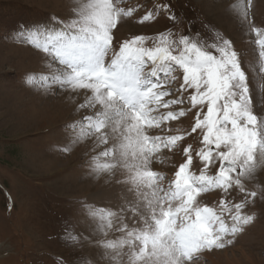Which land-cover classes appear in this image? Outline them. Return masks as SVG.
<instances>
[{
    "label": "snow or ice",
    "instance_id": "6c2138e0",
    "mask_svg": "<svg viewBox=\"0 0 264 264\" xmlns=\"http://www.w3.org/2000/svg\"><path fill=\"white\" fill-rule=\"evenodd\" d=\"M251 7L236 0L227 9L254 34L240 50L203 21V31L184 21L179 33L168 27L117 41L119 25L138 12L140 24L161 14L180 22L170 0H73L63 19L18 26L13 39L48 58L51 71L38 78L44 90L83 97L75 111L85 114L66 127L71 144L87 137L99 149L85 161L87 174L120 189L110 207L82 202L91 231L66 223L70 252L56 264H77L85 242L97 249L88 264H197L254 223L251 207L264 200V27ZM36 83L25 74L26 85ZM188 116V127H174ZM178 154L183 162L171 175L152 167ZM213 193L217 200L203 202Z\"/></svg>",
    "mask_w": 264,
    "mask_h": 264
},
{
    "label": "rangeland",
    "instance_id": "374dc122",
    "mask_svg": "<svg viewBox=\"0 0 264 264\" xmlns=\"http://www.w3.org/2000/svg\"><path fill=\"white\" fill-rule=\"evenodd\" d=\"M235 2L170 0L180 22L172 25L163 14L157 21L144 24L135 22V18L126 19L116 31L117 38L154 35L168 27L179 33L185 28L184 21L193 22V32L203 31V21L230 39L237 50L248 49L254 34L247 33L235 12L227 10ZM72 3L73 0H0V264H56L57 257H67L70 252L63 240L66 223L84 235L91 231L82 202L105 208L117 202L119 186L106 175L95 177L86 172L85 161L99 151L93 150L92 140L85 137L77 144L70 143L73 131L66 125L85 114L75 111L83 97L46 92V85L38 78L51 71L48 58L13 39L21 24L31 25L53 15L67 17ZM136 3L137 0H126V5ZM146 3L151 5L152 0ZM142 14L138 12L134 17ZM250 14L257 27H264V0H252ZM26 73H35L37 83L26 85ZM253 99L255 105V93ZM191 120V116L183 118L174 127L186 128ZM65 147L71 150L62 151ZM181 162L183 158L178 154L171 161L153 163L152 167L171 175L173 165ZM257 177V182L264 180V170H258ZM114 187L113 196L107 195ZM218 198L209 194L203 202L211 205ZM251 211L256 216L254 223L233 245L204 252L197 264H220L211 259L215 252H230L237 247L264 257V200L257 199ZM77 250V264L96 259L97 249L87 242Z\"/></svg>",
    "mask_w": 264,
    "mask_h": 264
},
{
    "label": "bare ground",
    "instance_id": "6f19581e",
    "mask_svg": "<svg viewBox=\"0 0 264 264\" xmlns=\"http://www.w3.org/2000/svg\"><path fill=\"white\" fill-rule=\"evenodd\" d=\"M17 47L23 46L19 45ZM115 191L116 187L108 190L106 193H108L107 195L113 196V193ZM250 251H248L247 249H242L240 247L232 248L230 252L228 250H225L223 252H215V257H211V259L214 262L219 261L220 264H264L263 256L255 255ZM204 264H207V262H205Z\"/></svg>",
    "mask_w": 264,
    "mask_h": 264
},
{
    "label": "trees",
    "instance_id": "16d2710c",
    "mask_svg": "<svg viewBox=\"0 0 264 264\" xmlns=\"http://www.w3.org/2000/svg\"><path fill=\"white\" fill-rule=\"evenodd\" d=\"M6 3H8V2H6ZM10 3H11V1H9V3H8V5H10ZM30 6V5H29ZM1 12V11H0Z\"/></svg>",
    "mask_w": 264,
    "mask_h": 264
}]
</instances>
